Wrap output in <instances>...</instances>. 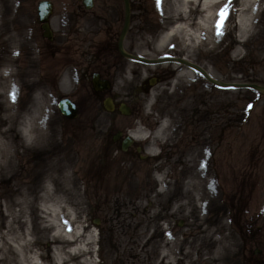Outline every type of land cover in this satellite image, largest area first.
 <instances>
[{
  "label": "rangeland",
  "instance_id": "374dc122",
  "mask_svg": "<svg viewBox=\"0 0 264 264\" xmlns=\"http://www.w3.org/2000/svg\"><path fill=\"white\" fill-rule=\"evenodd\" d=\"M37 1L22 8L21 0H0V69L6 56L19 52L20 57L11 66L19 82L13 103L22 104L30 116L41 106L40 98L33 97L37 90L25 85L32 62L46 85L44 100L51 108L41 144L27 142L24 134L7 136L13 169L0 179V235L5 241L13 232L9 225L3 227L5 216L14 213L16 222L19 218L13 201L28 188L35 190L39 202L45 183L42 174L56 168L67 187L61 190L60 182L50 186L53 197L70 201L74 195L69 208L79 212L84 225L81 239L68 245L78 254L75 264L84 259L86 264H264V0L256 9L255 23L240 17L246 31L237 23L234 32L212 44L206 37L188 47L175 39L159 45L146 33L129 35L124 50L149 62L114 52L96 56L93 52L102 51L104 44L96 42L100 37H92L78 45V57L67 60L71 63L66 62L65 75L59 73L64 61L42 57L32 41L39 39L33 25L28 27L34 24ZM52 1L58 13L63 11L57 0ZM171 1L160 8L156 22L148 17L141 22L160 31L171 27L173 21L164 23L165 17L174 15ZM15 27L17 35L22 32L20 39H29L28 47L11 49L9 38ZM166 58L201 68L223 87L186 66L155 63ZM94 72L111 82L105 94L92 93L89 79ZM151 78L156 82L148 86ZM4 96L0 86V118L5 115ZM105 96L116 106L126 104L132 114L105 112L101 104ZM62 98L78 106L72 121L58 111ZM137 130L144 135L133 138V146L122 153L113 135L121 131L124 137ZM202 170H209L207 178L216 186L217 209L206 207L205 200L195 206L186 195L194 173ZM235 206L240 213L237 223ZM94 220L99 223L94 225ZM39 222V217H32L34 249L51 263L59 246L53 239L68 238L71 232L60 224L53 230L50 222L41 229ZM208 235H213L210 242L205 239ZM226 241L228 250L223 252ZM85 244L88 253H80ZM5 248L9 250L8 244ZM255 250L261 251L257 257ZM11 259L7 256L6 262Z\"/></svg>",
  "mask_w": 264,
  "mask_h": 264
},
{
  "label": "bare ground",
  "instance_id": "6f19581e",
  "mask_svg": "<svg viewBox=\"0 0 264 264\" xmlns=\"http://www.w3.org/2000/svg\"><path fill=\"white\" fill-rule=\"evenodd\" d=\"M238 1L232 0L231 6L228 9L227 19L224 21L221 29L223 34L218 35L216 24L219 17L217 13L224 7L227 0H172L174 15L173 17H165L164 23L166 21H173L174 24L160 33L157 39L159 45H164L171 39H175L185 47H188L194 41L199 42L206 37V39H209V43L212 44V40L218 39L223 41L226 35L234 32L237 23L240 24V17L242 15L248 16L247 23H255V18L253 17L255 16L256 9L263 4V0H240L239 3ZM167 2L168 0H160L159 7L165 9ZM168 9L171 12L170 5ZM240 25H243L242 29L244 31L247 30L246 23L245 25L244 23ZM16 39L17 37L14 35L9 38L13 47L16 45ZM8 63L11 64L12 61ZM27 77L29 78L27 86L37 90L34 92L33 97H38L42 101L41 106L32 116H30L27 109H22V104L16 107L13 103L18 85L15 74L8 68H4L0 72L1 92L3 91L5 94L2 103L5 115L0 118V179L13 169L11 160L12 150L7 136L9 134H24L27 142L41 144L45 138V126L51 119L50 104L44 100L43 95L46 87L45 83L35 81V71L32 66L27 73ZM144 133L141 130H137L135 133H131V137L137 138L139 135L143 136ZM146 138L147 136L144 139ZM65 169L63 168V170ZM59 173L60 171L53 168L46 170L42 174L45 176V183L43 190L40 191L39 202L35 200V190L28 188H24L21 196L13 201V207L16 208L19 218L18 222H16L13 220L14 213L13 216L11 214L5 216L3 227L9 225L13 229V232L9 242L5 241L3 233L0 235V264H75L74 259L78 257V254H74L68 245L76 244L81 239L84 225L82 221H79V212L77 213L75 210L69 208L75 199L74 195H71L70 201L60 197H53V191L50 186L55 187L60 182L61 190L66 191L67 186L62 184L65 181L62 177L59 178ZM209 175V170L196 171L193 175L194 182L189 183L188 191L186 190L187 192H185L192 199V202L196 204L195 206L201 203L202 200H205L206 203L204 205L206 207L217 209L215 206L217 200L216 186L207 178ZM32 176L36 179L39 177V173H33ZM64 179H67L72 184V179L68 174L64 175ZM190 188L191 190L189 191ZM33 216L40 218L39 225L41 229L44 228L45 224L50 222L48 226L53 230L60 224L62 230L71 232L68 238H59L61 240L53 239V242L59 246L56 249V256L53 257L51 263H46L43 253L38 249H34L37 241L32 240L30 233ZM51 221L55 224L51 223ZM198 228L199 225H196V229ZM212 237L213 235H208L205 239L210 242ZM7 244L9 250L5 248ZM86 245L80 248V253H88L86 252ZM227 247L228 241L223 244L222 251L226 252L228 250ZM7 256L12 257L9 263L6 262ZM85 260L79 261V264H86Z\"/></svg>",
  "mask_w": 264,
  "mask_h": 264
},
{
  "label": "flooded vegetation",
  "instance_id": "af4514ba",
  "mask_svg": "<svg viewBox=\"0 0 264 264\" xmlns=\"http://www.w3.org/2000/svg\"><path fill=\"white\" fill-rule=\"evenodd\" d=\"M28 1L30 0H21V5L30 6ZM57 1L61 3V0ZM39 2H49L52 5L47 23L49 38L44 37L45 32L38 21ZM61 6L63 11L60 13L55 10V3L52 0H38L34 7L35 28L43 40V50L62 59L78 57L81 52L78 45L82 41H89L92 37H100V40L96 42L104 44L102 51L93 52L96 56L107 54V48L111 47L115 41L118 50L126 21H128V30L124 35L122 45L129 35L134 36L140 32L152 38L157 35L156 29L141 22L144 17L149 19L154 16L152 0H91L88 7L84 5L83 0H70V2L61 3ZM54 12L57 13L55 27L52 24ZM119 25H121L120 29ZM130 29L132 32L129 33ZM139 40L143 41L141 37Z\"/></svg>",
  "mask_w": 264,
  "mask_h": 264
},
{
  "label": "water",
  "instance_id": "95a60500",
  "mask_svg": "<svg viewBox=\"0 0 264 264\" xmlns=\"http://www.w3.org/2000/svg\"><path fill=\"white\" fill-rule=\"evenodd\" d=\"M93 85L95 90H101L102 87L104 89L108 88V85L106 83L103 82H97L96 77H94L93 79ZM104 85V86H103ZM104 106L105 109L111 111L112 110V103L110 99H106V101L104 102ZM59 109L61 110L62 114H64L66 117L68 118H74L76 116V111L75 108L72 104H70L68 101H61L59 103ZM120 112H122L123 114H129V110L125 107V106H121L120 107ZM131 143V141L129 139H125L123 142V150L126 149V147Z\"/></svg>",
  "mask_w": 264,
  "mask_h": 264
},
{
  "label": "snow or ice",
  "instance_id": "6c2138e0",
  "mask_svg": "<svg viewBox=\"0 0 264 264\" xmlns=\"http://www.w3.org/2000/svg\"><path fill=\"white\" fill-rule=\"evenodd\" d=\"M157 3L159 4V0H157ZM231 3H232V0H227V3L224 5V7H222L220 11L217 13V16L219 17V19L217 20V24H216L218 35L223 34L221 29L223 27L224 21L227 19L228 9L231 6ZM13 99L15 102V98ZM249 107H251V105H249Z\"/></svg>",
  "mask_w": 264,
  "mask_h": 264
}]
</instances>
